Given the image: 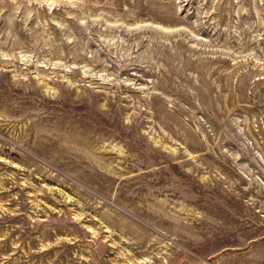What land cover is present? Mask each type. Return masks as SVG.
<instances>
[{"label": "rangeland", "instance_id": "1", "mask_svg": "<svg viewBox=\"0 0 264 264\" xmlns=\"http://www.w3.org/2000/svg\"><path fill=\"white\" fill-rule=\"evenodd\" d=\"M0 264H264V0H0Z\"/></svg>", "mask_w": 264, "mask_h": 264}]
</instances>
